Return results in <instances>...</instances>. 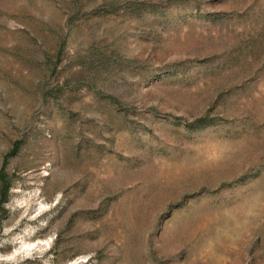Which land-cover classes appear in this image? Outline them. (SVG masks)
Segmentation results:
<instances>
[{"label": "rangeland", "instance_id": "rangeland-1", "mask_svg": "<svg viewBox=\"0 0 264 264\" xmlns=\"http://www.w3.org/2000/svg\"><path fill=\"white\" fill-rule=\"evenodd\" d=\"M0 264H264V0H0Z\"/></svg>", "mask_w": 264, "mask_h": 264}]
</instances>
